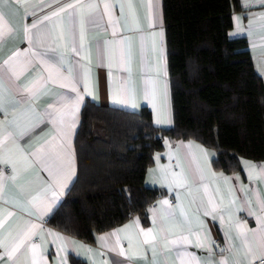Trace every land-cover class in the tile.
<instances>
[{
	"label": "crops",
	"instance_id": "0c3cea01",
	"mask_svg": "<svg viewBox=\"0 0 264 264\" xmlns=\"http://www.w3.org/2000/svg\"><path fill=\"white\" fill-rule=\"evenodd\" d=\"M239 2L228 33L245 36L264 82V0ZM0 12V264H254L264 253V159L241 157L225 172L211 163L215 149L193 138L163 137L144 175L160 190L144 218L130 215L91 241L46 221L75 178L85 100L146 106L154 125L172 124L161 0H8ZM50 73L24 103L19 90Z\"/></svg>",
	"mask_w": 264,
	"mask_h": 264
},
{
	"label": "trees",
	"instance_id": "16d2710c",
	"mask_svg": "<svg viewBox=\"0 0 264 264\" xmlns=\"http://www.w3.org/2000/svg\"><path fill=\"white\" fill-rule=\"evenodd\" d=\"M172 124L85 100L74 135L75 178L48 224L93 240L130 215L145 217L160 190L144 183L165 135L215 149L211 163L230 172L240 158L264 159V82L245 36H230L239 0H161ZM72 264L82 261L72 258Z\"/></svg>",
	"mask_w": 264,
	"mask_h": 264
},
{
	"label": "snow or ice",
	"instance_id": "6c2138e0",
	"mask_svg": "<svg viewBox=\"0 0 264 264\" xmlns=\"http://www.w3.org/2000/svg\"><path fill=\"white\" fill-rule=\"evenodd\" d=\"M8 2V0H0V5H3L4 3ZM15 2L19 3L20 0H15ZM69 8H72L73 5H68ZM108 5L106 4L105 5V9L107 10L108 9ZM63 10V9H62ZM56 13H54L55 15ZM45 19H48V17H45ZM6 23L4 21V17H3V13L0 12V36H3L4 33H5V30H6ZM33 27H35V25H33ZM27 28L25 29V31L27 32ZM81 41H82V37H81ZM80 47H82V44L80 45ZM73 51L79 55V50L77 47H74L73 48ZM15 55L13 57H10L9 58V61H6L5 63L9 65L10 69H11V62L12 60L15 58ZM13 75H15V73L13 72ZM52 79V76H51V73L49 74V76L47 77V79H44V78H41V80H38L36 83H34L32 85V87L30 88H24L22 90H19L21 91L22 93V96L24 93H26V97L23 99V102L24 103H28L30 100L32 99H35V98H38V94H40L42 92V90L44 89V86L47 84V82L49 80ZM0 82H2V77H0ZM63 87H69V85H62ZM71 90L73 92H76L77 89L75 86H72L71 87ZM47 94V93H45ZM79 101H80V96L79 94H77L75 100L73 101V115H75V109L78 107V104H79ZM0 109H2V98H0ZM57 119H59L61 121V123L63 124V114H59V116L57 117ZM33 127H36V125H33ZM66 127H71V125H67ZM31 129H28L26 131H30ZM24 133H22L23 135ZM163 203L167 204L168 202L165 200L163 201ZM209 214V213H206V215ZM53 235H56V234H53ZM145 237L146 238H151V231L149 232H145L144 233ZM60 239H63L62 237H60ZM199 246H202V245H199ZM0 247H3L2 244H0ZM20 247V245H16L15 247H13L11 250H8L7 248L5 249V253L9 256V258H11V256L18 250V248ZM32 252H33V258L35 259V257L37 256V249L35 246H33L32 248ZM261 259H264V253L261 254ZM220 264H226L225 261H221Z\"/></svg>",
	"mask_w": 264,
	"mask_h": 264
},
{
	"label": "built area",
	"instance_id": "2783aa9c",
	"mask_svg": "<svg viewBox=\"0 0 264 264\" xmlns=\"http://www.w3.org/2000/svg\"><path fill=\"white\" fill-rule=\"evenodd\" d=\"M261 257V256H260ZM260 257H258L254 264H264V259H261ZM203 264H209L208 262H204Z\"/></svg>",
	"mask_w": 264,
	"mask_h": 264
}]
</instances>
